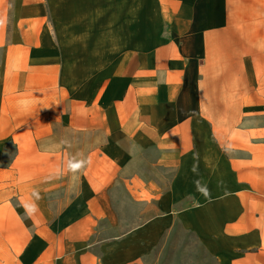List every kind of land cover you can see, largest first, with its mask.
<instances>
[{"label":"crops","instance_id":"crops-1","mask_svg":"<svg viewBox=\"0 0 264 264\" xmlns=\"http://www.w3.org/2000/svg\"><path fill=\"white\" fill-rule=\"evenodd\" d=\"M176 222L264 264V0H0V264H159Z\"/></svg>","mask_w":264,"mask_h":264},{"label":"rangeland","instance_id":"rangeland-1","mask_svg":"<svg viewBox=\"0 0 264 264\" xmlns=\"http://www.w3.org/2000/svg\"><path fill=\"white\" fill-rule=\"evenodd\" d=\"M61 36L63 35L61 34ZM62 44L67 49L70 45L65 42ZM80 45L82 44H74V46ZM123 196L124 194L121 195V197ZM138 207V205L132 202H124V200L119 203L118 212L121 223L127 226L128 222L136 216ZM108 235L111 234L108 233ZM158 259L159 264H214L212 258L205 252L195 236L191 232L185 231L179 222H176L172 233L160 243Z\"/></svg>","mask_w":264,"mask_h":264},{"label":"clouds","instance_id":"clouds-1","mask_svg":"<svg viewBox=\"0 0 264 264\" xmlns=\"http://www.w3.org/2000/svg\"><path fill=\"white\" fill-rule=\"evenodd\" d=\"M87 161L85 160H74V161H69L68 164V171L72 172L73 174L77 173L79 170H81ZM203 191V189H201ZM36 209L35 204L31 205L27 211H34Z\"/></svg>","mask_w":264,"mask_h":264}]
</instances>
